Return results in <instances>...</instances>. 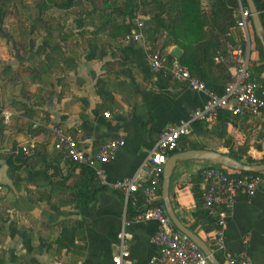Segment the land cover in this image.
I'll use <instances>...</instances> for the list:
<instances>
[{
  "label": "crops",
  "instance_id": "obj_1",
  "mask_svg": "<svg viewBox=\"0 0 264 264\" xmlns=\"http://www.w3.org/2000/svg\"><path fill=\"white\" fill-rule=\"evenodd\" d=\"M53 1L58 0L38 2V21L30 27L27 57L17 50L9 27H1L5 39L0 46H10L15 52L10 66L15 70V61L30 66L36 59L38 74L33 78L24 75L18 86L8 81L0 86V111L3 116L8 114L7 119L0 117V264H114L122 231L131 235L126 264H153L158 249L151 238L158 223L139 221L128 209L130 204L143 209L142 199L126 205L121 194L107 188L97 201L77 209L82 204L76 193L85 176L80 168H70L60 158L50 128L59 125L72 132L89 154L110 140H124L117 159L106 166L112 184L134 176L160 135L173 124L191 120L207 95L172 79L166 69L154 72L149 62L153 48L145 36L141 41L125 38L122 27L135 31L143 19L134 0H81L86 11L83 16L78 6L60 9ZM204 2L209 4V0ZM127 4L132 6L129 11ZM108 6L112 7L106 9ZM56 47L58 50L51 51ZM258 59L253 42V67ZM14 102L18 107L12 106ZM209 123L208 128L213 129L214 122ZM221 131V122H217L212 130L215 136L184 137L180 149L188 151L197 143L229 154L231 148L247 147L252 159H264L263 111L255 118H233L225 128L226 138L217 137ZM14 146L18 150L34 147L28 156L41 153L48 167L46 176L34 178L23 168L18 173L23 182L15 185L6 165ZM29 165L33 171H41L44 164L35 156ZM213 166L204 161L179 163L171 178L173 209L189 229L197 223L194 188L201 181L199 172ZM52 175L50 182L47 176ZM77 222L83 225V232L61 246L63 230L77 227ZM196 231L210 241L216 233H206L203 223L197 224ZM225 237L230 256L246 250L252 264H264V194L238 197Z\"/></svg>",
  "mask_w": 264,
  "mask_h": 264
},
{
  "label": "built area",
  "instance_id": "obj_2",
  "mask_svg": "<svg viewBox=\"0 0 264 264\" xmlns=\"http://www.w3.org/2000/svg\"><path fill=\"white\" fill-rule=\"evenodd\" d=\"M261 1L264 3V0ZM238 2L237 25L243 32L246 50L239 47L231 51L234 72L224 95L220 96L210 91L203 82L193 77L178 59L174 58L171 61L169 54L149 56L150 66L154 72L168 70L172 79L181 81L190 89L207 95V101L202 108L195 111L191 120L173 124L160 135L147 160L134 176L112 184L107 180L106 166L117 159L119 150L126 144L124 140H110L97 152L89 154L81 147L75 134L59 125H53L50 128L55 148L63 154L66 162L91 168L98 184L121 194L126 205L130 202L137 204L142 199L143 209L139 211L136 219L158 223V230L151 238V243L158 249V256L153 259V264H211L205 253L174 226L165 207L159 205L161 200L159 191L162 189L165 166L172 154L179 148L181 139L191 135L195 122H216L222 111H228L234 117L255 118L264 110V97L258 96L260 85L252 75L254 68L251 62L252 14L248 6H243L241 0ZM144 27V21H139L137 30L132 31L127 40H143ZM105 116L109 117V114L105 113ZM7 117L8 114H5L6 119ZM33 148L23 147L22 151L29 155ZM253 158L256 157L253 155ZM201 178L202 203L209 214L217 220L216 225L219 228L214 236V253L224 257L226 264H252L246 250L235 256L229 255L225 233L238 197L245 195L253 198L259 193L264 194V173L241 174V172L221 166H213L206 168L201 173ZM119 240L120 253L113 258V262L114 264H126L125 260L130 257L128 241L131 240V235L122 231L119 234ZM243 243H247L246 238Z\"/></svg>",
  "mask_w": 264,
  "mask_h": 264
},
{
  "label": "trees",
  "instance_id": "obj_3",
  "mask_svg": "<svg viewBox=\"0 0 264 264\" xmlns=\"http://www.w3.org/2000/svg\"><path fill=\"white\" fill-rule=\"evenodd\" d=\"M134 1L136 12L143 16L142 20L145 23L143 34L153 48L152 54H168L167 50L170 47H179L184 52L182 59L179 60L181 65L187 68L193 77L203 82L210 91L220 96L224 95L234 66L233 63L230 62L231 51L239 47L246 50V41L243 32L237 25V15L239 12L238 0H209L212 2V6H210L209 9L204 7L202 0ZM241 1L243 6H248L246 0ZM254 2L262 23H264V3L261 0H254ZM52 5L60 9H69L78 6L81 15L83 16L86 14L81 0H58L56 2L53 1ZM111 7L112 6H108L106 9ZM131 8V4H127L126 9L129 11ZM122 29H124L123 35L125 38L132 33L131 29L125 27H122ZM50 31L51 33H49V35L52 36L53 30L50 29ZM251 31L254 35V43L259 52V59L254 64L252 75L260 85L258 96L264 97V48L256 36L252 18ZM46 48L45 45V47L41 49L46 50ZM55 50H58V48H51V51ZM169 58L171 61L174 60V57L170 54ZM21 106L25 110L28 108L27 105L22 104ZM233 118L235 119L237 117H234L230 112L222 111L219 113L216 122L213 123V129L208 128L210 123L207 121L195 122L191 135L197 134L202 139L215 136L212 130L216 128L217 122H221L222 131L216 136L220 139L223 137L226 138L225 128L229 122L233 121ZM144 126H146V124ZM182 142L183 139L179 142V148L172 155L184 150L180 149ZM227 142L226 144L230 145L231 141L229 139ZM190 148V150H208L205 144L197 143L192 144ZM227 155L246 165L264 164V159L261 161L252 159L248 155L247 147L231 148ZM35 156L39 157L40 162L44 164L43 170L41 171H33L32 167L29 165L30 160ZM43 157L41 153L37 152H35L33 156H28L22 149L18 150V147L14 146L12 155L6 158V165L9 169L8 174L14 184L19 185L23 182L18 175L23 168H26L28 174L34 178L36 176H46L48 167L45 168L46 160ZM60 158L64 159L63 154H61ZM68 163L70 168H80L81 174L85 176V180L80 183L76 193V198L79 200L80 204H82L77 208L80 210L83 206H88L97 201L99 193L107 190V188L98 184L94 171L91 168L79 166L71 162ZM204 170L199 172L201 181L194 188L199 210L195 215L197 223L191 226L190 229L197 235L196 228L197 224L200 223L204 224L206 233L211 231L217 232L219 230L216 225L217 220L209 214V211L204 207L201 200L203 190L201 173ZM53 177V175L51 177L47 176V180L52 182ZM95 180L96 184L94 185L93 183ZM90 187H92V189L88 191ZM159 195L161 197L162 191H159ZM159 205L164 206L162 200L159 201ZM128 209L132 212L134 211V216H137L140 211L131 204L128 205ZM81 232H83V225L79 222H77V227L75 228H65L59 240L60 245L67 246L66 243L68 240L70 238L74 239ZM204 241L214 252V238L212 241L209 239H205ZM215 255L221 264H226L224 257L218 254Z\"/></svg>",
  "mask_w": 264,
  "mask_h": 264
},
{
  "label": "water",
  "instance_id": "obj_4",
  "mask_svg": "<svg viewBox=\"0 0 264 264\" xmlns=\"http://www.w3.org/2000/svg\"><path fill=\"white\" fill-rule=\"evenodd\" d=\"M248 8L252 14V24L256 33L257 38L260 40L264 48V26L260 18L259 12L257 10L254 0H246ZM171 55L180 60L183 57V51L175 47L171 51ZM261 157V153H258ZM189 161H204L216 164L218 166L224 167L229 170L247 173V174H262L264 173V164L256 165H246L227 154L216 152L212 150H188L172 155L164 170L163 174V184H162V195L161 200L163 201L164 207L167 214L172 220L174 226L182 233L187 235L208 257L211 264H221V262L216 257L215 253L207 245V243L195 232L186 227L177 217L170 199V184L173 173L179 163L189 162Z\"/></svg>",
  "mask_w": 264,
  "mask_h": 264
},
{
  "label": "rangeland",
  "instance_id": "obj_5",
  "mask_svg": "<svg viewBox=\"0 0 264 264\" xmlns=\"http://www.w3.org/2000/svg\"><path fill=\"white\" fill-rule=\"evenodd\" d=\"M38 2L39 0H0V41H4V32H1V27H9V31L12 32L14 39L16 40L17 50L21 51L22 55L27 57V49H29L28 41L30 38V27L37 24L38 21ZM204 2V6L209 9L212 6V2ZM40 5V4H39ZM37 40V34L35 33L34 41ZM251 40L254 41V35L251 31ZM233 51V50H232ZM38 51L35 52V55ZM15 52L12 51L10 46L2 48L0 46V86H6V83H12L14 85H20L23 83V76L26 75L29 78L36 77L38 74V65L36 59L30 66L25 64H19L15 60V70L10 66L9 61L15 58ZM231 62V57H230ZM7 83V84H8ZM13 107H18L17 102H14ZM3 109V108H2ZM0 117L4 118L3 111H0ZM216 165V164H214Z\"/></svg>",
  "mask_w": 264,
  "mask_h": 264
}]
</instances>
